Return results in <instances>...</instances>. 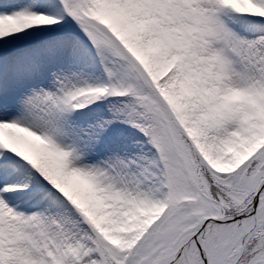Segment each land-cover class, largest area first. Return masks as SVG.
Masks as SVG:
<instances>
[{
	"label": "snow or ice",
	"instance_id": "1",
	"mask_svg": "<svg viewBox=\"0 0 264 264\" xmlns=\"http://www.w3.org/2000/svg\"><path fill=\"white\" fill-rule=\"evenodd\" d=\"M0 264H264V0H0Z\"/></svg>",
	"mask_w": 264,
	"mask_h": 264
}]
</instances>
